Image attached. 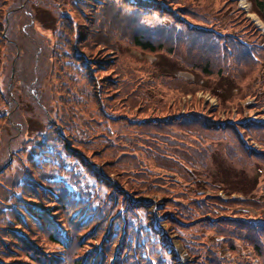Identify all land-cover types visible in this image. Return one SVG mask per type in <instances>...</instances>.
Wrapping results in <instances>:
<instances>
[{
	"label": "rangeland",
	"instance_id": "rangeland-1",
	"mask_svg": "<svg viewBox=\"0 0 264 264\" xmlns=\"http://www.w3.org/2000/svg\"><path fill=\"white\" fill-rule=\"evenodd\" d=\"M153 1L163 7L141 20L151 27L144 35L155 47L149 51L134 45L126 20L134 12L123 0H84L81 6L0 0V40L11 41H0V264H75L81 253L89 261L106 241L104 248L112 249L98 264H125L119 257L124 247L132 264H264V0ZM67 13L80 25L75 31L59 25ZM58 29L68 41L62 56L53 48ZM189 30L210 33L215 44L191 45ZM229 42L250 56L236 61ZM74 51L81 72L65 64ZM59 112L84 131L78 142L61 129ZM47 125L103 175L107 207L100 204L101 218L77 227L79 215H53L56 209L46 208L59 230L60 216L62 224L69 221L71 236L52 242L48 231L24 221L30 229L24 250L13 233L14 206L30 209L26 204L37 194L27 182L15 188L7 180L22 167L23 178L29 175L35 186L37 171L69 186L67 169L30 166L31 152L21 148L46 136ZM46 193L37 198L42 207L52 204ZM133 206L138 210L131 217L127 209ZM147 224L160 239L152 247L167 244L172 259L162 249L151 253ZM12 239L15 244L7 242ZM139 249L144 260L137 258Z\"/></svg>",
	"mask_w": 264,
	"mask_h": 264
},
{
	"label": "trees",
	"instance_id": "trees-1",
	"mask_svg": "<svg viewBox=\"0 0 264 264\" xmlns=\"http://www.w3.org/2000/svg\"><path fill=\"white\" fill-rule=\"evenodd\" d=\"M123 1L127 2L133 8L132 10L134 13L132 14V11H130V15H128L130 18L126 19V20H128L127 23L129 24V26L133 30L134 36H133L132 41H133L134 45L136 47H139L142 50L154 51L155 47L153 45L152 40L149 39L148 37L144 36L146 33L151 31V27H148V26L142 24L141 20H142V18L147 17L152 13H155V12L161 13L162 10L160 7H163V6L159 3H156L153 0H123ZM82 2H84V0L83 1L71 0V3L74 6H81ZM261 5L264 7L263 2L261 3ZM262 10H264V8ZM87 11H88V9H87ZM126 11H128L127 14H129V10H126ZM93 14H94L93 9H90L89 15L93 16ZM59 23H60L59 24L60 27L66 26V28L70 31H75L80 26L75 21V19H73L71 14H68V13L61 17ZM172 26L176 27V25H174V24H172ZM139 28H141L142 30H140ZM171 28H173V27H171ZM132 30H131V32H132ZM179 30H182V29H179ZM189 31H190V33H189ZM189 31L187 33L191 39V45H193L195 43L197 45H203L205 43L206 46L208 47L210 45L215 44L214 43L215 39L210 33L198 32L195 30H189ZM56 36L59 39L56 40L54 45H53L54 54H58V56L66 55L67 51L64 49V46L68 44L67 39H66V41H64L65 37L60 32V29H58ZM61 37H63V38H61ZM81 37H82V33L80 32L78 34V38L81 39ZM0 41H2L3 43L5 42V41H3V39H1ZM8 41L11 42L9 38H8ZM8 41H6L5 43H8ZM229 44L231 45V52H232L233 56L235 57L236 61H237L236 58H238V60L240 61L241 58H243L244 60L247 59L244 56H246V57L250 56L251 52L249 51V49H244L242 46H238L234 43L229 42ZM225 47H227V44ZM77 53L78 52L74 51V57H72V58L70 57L69 61H65V64L73 67L75 69V71L81 72L82 67H83V63L81 65V61L75 60V59H80L79 54H77ZM58 74L60 75V73H58ZM75 100L81 101V97H77ZM55 119L59 120V124L61 126V129L63 130V132L65 131L69 134V138L71 141L78 142L80 140V139H78V136L82 137L81 135L83 134L84 131L81 129H77V127H76L77 125H76V123H74L73 120H69L65 116H61L60 112L56 114ZM216 125H220V123H216ZM47 131L48 132H47L46 136L42 137L41 135H38L34 139H28L27 143L25 142L21 148L23 149V151L25 150V151L31 152L30 154L27 155V159H26L30 166H33L34 163H44L45 162V163H47L45 165L47 167H52L54 169L62 168L63 170L67 169L70 173V176L68 178L69 186H67L65 184L68 182L65 181L64 179H62L61 177H59L57 175H53L52 173L43 172V171L32 172L33 177H31V178H35V180H39L38 185L35 186V185H33V182L29 179V175L27 177L23 178L24 169L22 167L20 168V171H16L12 175V177L15 176L14 178H10L7 180V182L10 185H13L15 188L22 187V185H25V183L27 182L26 184L28 185V188L32 189L34 194L35 193L37 194L36 196L30 197L29 202H27V204H26V206L28 208H30V209H28L29 211L21 203H18L20 205L14 206L15 207L14 211L16 214L14 222L16 223V225L13 228V233L15 235V239L22 243L24 250L29 249L28 245H27L28 242L26 239L28 237L30 238L29 226H25L24 221L25 222L26 221L27 222L32 221V224L34 226L48 231L47 237L52 242L53 241L55 242V240H56L55 237H58L59 238L58 242H61V236L64 234L67 236H71V230L68 228V226L70 224L69 221L66 220L65 221L66 223H63V224H67V226L63 225L62 224L63 218H61V216H60L59 220L61 223V227H60L61 229L59 230L58 227L53 226L54 224L49 221L48 216H47L49 214L46 213L47 210H49L48 208L56 209V211L53 213V215L62 214L63 211H65V213H67V215L69 217H75V216L79 215L76 218L77 220L75 219V221H74V224L77 227V226H79L78 225L79 223L84 224L86 222H89L93 218H95L97 220L100 219L101 218V216H99L100 212H101L100 209L105 204L107 207V202L105 201V197L107 195L103 194V186H105L106 183H105V181L101 180V176L103 177V175L101 173L99 174V173H96L95 171H93L91 169V167L88 166L87 163H84L80 159V157L77 153H75V152L72 153L69 150V148H67L65 146V142H63L64 141L63 137L61 136L59 138L57 131L53 127H50V125H47ZM70 131L72 133H70ZM72 134H74V135H72ZM73 145L74 144L71 142V146H73ZM66 160H74V161H69L66 164L65 163ZM54 162L56 163V166H53ZM81 171H83V173H84L83 175H82ZM87 177H91L93 179V181H94L93 185L89 184L86 181ZM50 189L56 193L55 196H54L53 192L50 191ZM45 190L47 191L45 197L50 198V200L52 202V204L49 205L48 207H42L41 202L37 201L38 196L40 194H43V192ZM116 191H117L116 187L112 186L110 189V192L114 193V198L117 197ZM20 192H22V191H20ZM1 197L4 199L3 195ZM53 197H54V199H53ZM89 199L91 200V204L88 203L86 205L85 202L88 201ZM100 204H103V205L100 206ZM94 206H100L99 210L95 211L96 207H94ZM111 206H112V203H110V205L108 207H111ZM127 206H129V205L126 204L125 208H127ZM46 208H47V210H46ZM8 210H10V209H8ZM104 210H105V208H104ZM121 210L122 209H120V208L117 209L116 213L117 214L120 213ZM137 210H138V208L135 206L130 207V210L127 209L128 214H130L131 217H133L132 214H137ZM21 211L23 213H21ZM78 212H80V213H78ZM2 214H3V212H2ZM91 216H92V218H91ZM62 217H64V216H62ZM147 220H149V218ZM166 220H169V219L167 218ZM97 224H99V221ZM128 224L129 223L127 222V228H128ZM94 225H95V223L92 225V227L89 230H91L94 227ZM262 226L264 228V224ZM247 229L250 231L253 230V228L250 226H248ZM98 230H100V227L98 228ZM258 230H260V228ZM121 231H123V226L121 227ZM261 231L264 232V229H261ZM63 232H65V233H63ZM92 232L96 233L95 229L92 230ZM118 232H119V229H118ZM143 232L145 234V240H146L147 244L150 246L151 253H157L158 250L162 249V251H163L162 254H164V256H168L169 259L173 258L174 253L167 244L165 245L164 243H159L157 245L158 247H152L153 245H155L156 241L160 240L157 237L158 234L156 232V228L153 225L147 224V227H146V229H143ZM112 234H113V232H112ZM84 235H85V233L83 235H81V237H83ZM110 235H111V233L108 232L106 234L107 238H109ZM103 236H104V234H103ZM103 236H102L101 241L103 240ZM106 236H104V238ZM12 240L13 241H7V242H12L13 244H15L14 239H12ZM106 242H101L103 247H100V251L97 252V248L93 251V253H94L93 256L94 255L97 256L96 263H93V261H92L93 256L91 257V260L86 261L85 260L86 254L81 253L80 255H77L75 257V259H74L75 264H98L99 261H101V260L106 261L107 252L108 251L110 252V250L112 249V246H113V245H110V247L107 248V245H106L105 246L106 249H105L104 244ZM133 244H134V247L137 246L138 248H140L139 242L134 241ZM255 248L257 250H260V247H258V245H256ZM122 249L123 250H121V251H125V252H120L119 257L122 259L125 258V264H132L133 260H132L131 254L127 253L128 249L126 247H124ZM188 249L191 250V248H188ZM105 250L107 252H105ZM116 250H117V248H116ZM118 252L119 251H117V253ZM29 256L30 257L32 256L31 253L29 254ZM114 257H115V252H114ZM137 258L143 259V254H142L140 249L138 251V257ZM156 260H157V263L162 261V260H160L159 256L156 257ZM33 262H36V260L34 259ZM103 264H106V262ZM114 264H119V263L115 262ZM141 264H147V263L142 262ZM161 264H163V262H161ZM172 264H176V263L172 262Z\"/></svg>",
	"mask_w": 264,
	"mask_h": 264
}]
</instances>
